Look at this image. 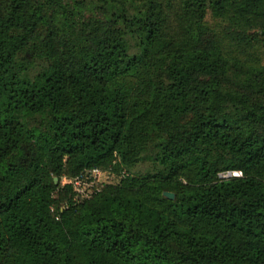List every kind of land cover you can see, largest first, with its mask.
Returning a JSON list of instances; mask_svg holds the SVG:
<instances>
[{
  "label": "trees",
  "instance_id": "16d2710c",
  "mask_svg": "<svg viewBox=\"0 0 264 264\" xmlns=\"http://www.w3.org/2000/svg\"><path fill=\"white\" fill-rule=\"evenodd\" d=\"M66 2L0 0V264H264V0Z\"/></svg>",
  "mask_w": 264,
  "mask_h": 264
},
{
  "label": "rangeland",
  "instance_id": "374dc122",
  "mask_svg": "<svg viewBox=\"0 0 264 264\" xmlns=\"http://www.w3.org/2000/svg\"><path fill=\"white\" fill-rule=\"evenodd\" d=\"M66 4L67 6L62 10L61 23L59 24V28L62 30L61 35L64 38L69 37L71 40L80 38L81 31L83 30L82 25L85 21H106L102 13L96 9V0H67ZM207 23L219 35L225 26L223 20L212 19L211 15L207 17ZM249 34L255 36L253 41L254 47L250 51L262 56V54H264V37H261L257 30H252ZM37 65H39V63H37ZM39 69L40 67L35 68L37 71ZM148 170H152V166L147 163H141L132 169V174H142L146 173ZM236 175L238 176L239 174L234 173L231 176ZM224 177H228V175H223L222 178ZM119 181V176L109 174L103 175L100 180L102 184L110 185H116Z\"/></svg>",
  "mask_w": 264,
  "mask_h": 264
},
{
  "label": "built area",
  "instance_id": "2783aa9c",
  "mask_svg": "<svg viewBox=\"0 0 264 264\" xmlns=\"http://www.w3.org/2000/svg\"><path fill=\"white\" fill-rule=\"evenodd\" d=\"M103 175H106V173L99 169L87 170L74 179H67L66 177L62 178V185L69 184L73 186L77 196V200L82 201L92 195L93 188L95 186L102 185L100 180ZM223 175H228V177L230 176V174ZM223 175H221V177Z\"/></svg>",
  "mask_w": 264,
  "mask_h": 264
},
{
  "label": "water",
  "instance_id": "95a60500",
  "mask_svg": "<svg viewBox=\"0 0 264 264\" xmlns=\"http://www.w3.org/2000/svg\"><path fill=\"white\" fill-rule=\"evenodd\" d=\"M237 176V175H236ZM55 182H57V179H55ZM167 198L169 199H173L174 198V195L173 194H169V193H166L164 194Z\"/></svg>",
  "mask_w": 264,
  "mask_h": 264
}]
</instances>
